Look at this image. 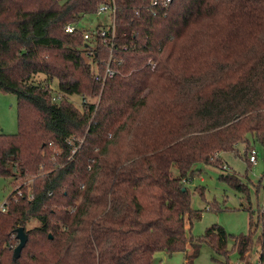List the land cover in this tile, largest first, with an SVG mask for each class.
Wrapping results in <instances>:
<instances>
[{
	"label": "trees",
	"instance_id": "trees-1",
	"mask_svg": "<svg viewBox=\"0 0 264 264\" xmlns=\"http://www.w3.org/2000/svg\"><path fill=\"white\" fill-rule=\"evenodd\" d=\"M111 1L0 0V91L17 96L19 125L0 132V177L14 187L0 264H155L190 243L188 258L208 243L246 261L251 233L214 224L194 240L201 211L185 181L240 144L264 151V0H114L115 75L104 82L100 25L92 45L79 25ZM260 224L264 264V206ZM20 226L29 239L15 259Z\"/></svg>",
	"mask_w": 264,
	"mask_h": 264
},
{
	"label": "rangeland",
	"instance_id": "rangeland-1",
	"mask_svg": "<svg viewBox=\"0 0 264 264\" xmlns=\"http://www.w3.org/2000/svg\"><path fill=\"white\" fill-rule=\"evenodd\" d=\"M66 0H60L61 3ZM111 23L110 12L100 15L86 16L79 27L89 32L94 37L98 22ZM92 45L94 40L89 41ZM43 76H38V79ZM51 85L58 87L55 80ZM71 101L78 107H82V98L72 95ZM89 102H96L97 98L88 97ZM18 107L17 96L14 93L0 91V132L13 134L18 131ZM252 145V146H251ZM258 150V163L250 166L245 158V145L240 144L236 152L223 153L219 166H201L192 179L185 181L191 189L192 207L201 211V217L194 221L191 235L195 241L204 235L206 230L214 224L223 226L233 236L250 234L253 239V247L246 261L239 258L234 240L229 241V248L233 251L229 255L218 254L208 243H202L199 255L196 258H188L192 253L191 243L187 251L168 255L166 252L156 254L155 264H258L260 250V236L262 225H256L258 211L264 206V151L262 146L250 144ZM235 173L242 183L248 186V190H239L226 179L221 178L220 173ZM28 186H32V178L25 179ZM12 180L0 177V206L13 191ZM251 222L252 225H251ZM39 225L38 221L29 223V228ZM187 246V247H188Z\"/></svg>",
	"mask_w": 264,
	"mask_h": 264
},
{
	"label": "built area",
	"instance_id": "built-area-1",
	"mask_svg": "<svg viewBox=\"0 0 264 264\" xmlns=\"http://www.w3.org/2000/svg\"><path fill=\"white\" fill-rule=\"evenodd\" d=\"M171 0H153V3L155 5H159V4H163L165 6H167L170 3ZM114 0L111 1V4H103L99 7L97 14L100 15L104 12H110L111 14V23L107 24V23H101L100 24V29H99V35H100V39L102 41V43L105 45V47H108L110 50V61L106 67V71H105V75L103 77V81L105 82V80L107 78H111L115 75V69L111 66V61L112 59L115 57L114 55V49L116 46L115 43V12H116V6L114 4ZM66 30L68 32H73L74 31V27L68 25L66 27ZM84 39L86 41H91V40H95L89 32H84ZM95 74L97 76V78L99 79V72L96 69L95 70ZM76 151V149L72 150V154H74ZM258 150L256 147H252L249 153V160L252 164L256 165L258 163ZM30 199L33 198L32 192H31V187L29 186V193H28ZM7 210V200H5L4 204L0 206V211L5 212ZM76 207L72 208V211H75Z\"/></svg>",
	"mask_w": 264,
	"mask_h": 264
},
{
	"label": "water",
	"instance_id": "water-1",
	"mask_svg": "<svg viewBox=\"0 0 264 264\" xmlns=\"http://www.w3.org/2000/svg\"><path fill=\"white\" fill-rule=\"evenodd\" d=\"M50 237H52V235H50ZM17 238L19 240V244L17 245V247L14 249V258L17 259L20 257L22 249L25 247L28 239H29V235L26 232L25 228L23 226L18 227L17 229Z\"/></svg>",
	"mask_w": 264,
	"mask_h": 264
},
{
	"label": "crops",
	"instance_id": "crops-1",
	"mask_svg": "<svg viewBox=\"0 0 264 264\" xmlns=\"http://www.w3.org/2000/svg\"><path fill=\"white\" fill-rule=\"evenodd\" d=\"M103 21L102 20H100L98 23H99V25L102 23ZM189 245V244H188ZM188 248H189V246H188Z\"/></svg>",
	"mask_w": 264,
	"mask_h": 264
}]
</instances>
